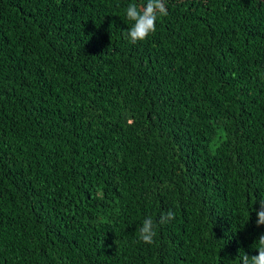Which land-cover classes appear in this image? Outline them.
Returning a JSON list of instances; mask_svg holds the SVG:
<instances>
[{"label": "trees", "instance_id": "1", "mask_svg": "<svg viewBox=\"0 0 264 264\" xmlns=\"http://www.w3.org/2000/svg\"><path fill=\"white\" fill-rule=\"evenodd\" d=\"M130 3L0 0V264L259 254L264 0H164L135 44Z\"/></svg>", "mask_w": 264, "mask_h": 264}, {"label": "clouds", "instance_id": "2", "mask_svg": "<svg viewBox=\"0 0 264 264\" xmlns=\"http://www.w3.org/2000/svg\"><path fill=\"white\" fill-rule=\"evenodd\" d=\"M167 15L164 0H147L146 5L138 7L135 3L128 4L126 17L134 23L128 29L127 35L130 42L135 44L144 41L151 33L156 30V20L158 16ZM174 213L169 211L160 216L159 223L165 224L174 219ZM257 226L264 225V199L260 200V208L257 211ZM156 225L151 217L144 220L139 229V239L144 243L151 244L156 235ZM258 255L249 257L243 254L240 258L242 264H264V234L257 241Z\"/></svg>", "mask_w": 264, "mask_h": 264}]
</instances>
